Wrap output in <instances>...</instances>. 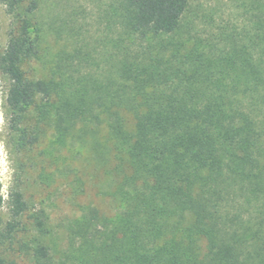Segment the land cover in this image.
<instances>
[{
  "label": "trees",
  "instance_id": "1",
  "mask_svg": "<svg viewBox=\"0 0 264 264\" xmlns=\"http://www.w3.org/2000/svg\"><path fill=\"white\" fill-rule=\"evenodd\" d=\"M21 4L0 54L17 146L32 149L42 128L62 136L65 125L98 120L99 113L123 170L125 211L108 242L92 235L94 210L70 229L82 239L84 264H98L101 253L108 264H264V0L244 7L247 26L204 41L192 30L177 41L187 0H120L115 92L98 79L81 86L28 76L24 68L41 50L38 2L7 1L11 11ZM93 86L92 99L105 103L98 112L87 98ZM10 197L12 221L0 244L7 240L13 252L16 243L17 253L46 263L52 247L44 240L15 242L28 205L18 191ZM42 215L31 219L47 240ZM0 264L12 263L0 256Z\"/></svg>",
  "mask_w": 264,
  "mask_h": 264
},
{
  "label": "rangeland",
  "instance_id": "2",
  "mask_svg": "<svg viewBox=\"0 0 264 264\" xmlns=\"http://www.w3.org/2000/svg\"><path fill=\"white\" fill-rule=\"evenodd\" d=\"M7 1L0 0V54L6 49L14 15L21 12L25 4L11 11ZM37 2L35 18L40 27L41 50L39 58L24 68L28 76L54 81L63 78L67 83L81 86L87 80L98 79L103 89L115 92L116 66L120 58L118 46L123 35L118 18L120 0ZM187 3L177 41L186 37L189 30L194 39L202 41L213 33L220 36L241 30L249 24L244 7L251 8L253 0H187ZM167 56L168 53L163 55L164 58ZM106 82L112 83L111 90L108 85L106 87ZM9 86V79L0 74V183L3 197L0 231L5 233L8 222L12 221L10 195L18 191L28 210L15 230V242L31 244L44 240L48 243L52 252L44 264H77L73 256L84 264L83 260L88 257L86 254L80 257L85 248L82 239L74 238L70 233L75 220L94 210L96 215L90 214L94 216L92 224L96 230L92 235L98 238V244H103L108 242V231L116 216L125 211L119 189L123 170L114 158L106 124L98 113L101 116L98 120L65 125L62 136H57L52 127L46 126L34 148L18 147V136L9 128ZM95 89L94 86L89 89L88 100H93ZM90 105L98 112L105 103L93 100ZM128 189L125 188L126 192ZM41 211L50 230L47 240L33 228L31 219ZM86 226L90 227L88 223ZM22 227L28 231L24 232ZM1 242L0 256L7 263L34 264L24 251L16 252V243L13 245L15 251L10 252L7 240ZM98 264H108L107 254L99 255Z\"/></svg>",
  "mask_w": 264,
  "mask_h": 264
}]
</instances>
